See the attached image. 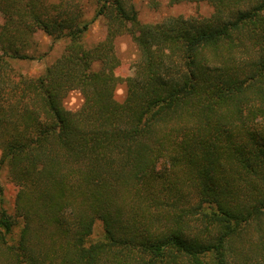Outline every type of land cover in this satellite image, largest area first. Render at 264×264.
<instances>
[{
  "label": "trees",
  "instance_id": "16d2710c",
  "mask_svg": "<svg viewBox=\"0 0 264 264\" xmlns=\"http://www.w3.org/2000/svg\"><path fill=\"white\" fill-rule=\"evenodd\" d=\"M95 1L86 20L78 0H0V167L18 186L15 217L0 200V264H264V0H171L210 12L151 23L133 0ZM100 16L107 36L86 48ZM39 30L69 43L16 78ZM125 32L139 60L118 100Z\"/></svg>",
  "mask_w": 264,
  "mask_h": 264
},
{
  "label": "rangeland",
  "instance_id": "374dc122",
  "mask_svg": "<svg viewBox=\"0 0 264 264\" xmlns=\"http://www.w3.org/2000/svg\"><path fill=\"white\" fill-rule=\"evenodd\" d=\"M84 6V18L90 20L96 13L97 3L95 0H78ZM136 3L139 17L142 22L151 23L163 19L166 16L174 14H209L210 6L206 3L180 2L172 3L171 0H157L158 5L154 7L151 0H133ZM9 16V11L3 9L0 11V21H4ZM104 16L95 19L89 29L84 33L83 43L86 48L93 47L107 36L108 26ZM29 51L35 55L32 59H15L11 62L14 71L11 73L16 78L20 76L40 75L45 68L54 62L65 50L69 39L53 38L43 31L39 30L31 38ZM154 47L160 54L165 49V44L159 35L153 36ZM114 51L118 57L119 64L111 66V71L117 77L116 97L123 100L126 93V82L130 76L135 73L136 65L139 60V49L132 33L125 32L115 38ZM93 69L102 67L100 62L93 64ZM83 103V96L79 90L70 92L65 100V106L75 111ZM1 157V149H0ZM18 186L11 180L7 166L0 167V200L3 199L4 207L15 217V198ZM104 237V227L102 222L98 221L94 227L90 240H99Z\"/></svg>",
  "mask_w": 264,
  "mask_h": 264
}]
</instances>
